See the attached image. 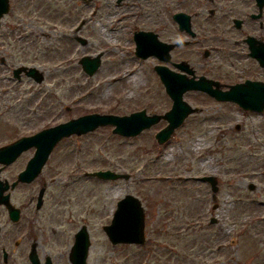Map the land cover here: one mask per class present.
Instances as JSON below:
<instances>
[{
  "label": "rangeland",
  "instance_id": "1",
  "mask_svg": "<svg viewBox=\"0 0 264 264\" xmlns=\"http://www.w3.org/2000/svg\"><path fill=\"white\" fill-rule=\"evenodd\" d=\"M163 1L170 3L169 0H128L126 6L118 9L110 7L111 0H92V3L82 7V13L86 15L97 6V15L77 32L87 40L85 45L77 43L71 32L72 25L80 14L76 2L70 1V4L63 6L66 0H53L47 13H44L43 7L36 10L26 3H19L24 12L37 11L40 15L44 14L43 21L49 27H55L49 28L41 20L35 32L49 31L53 35L37 36L38 42H45L44 45H32L29 51L19 53L24 54L26 61L36 59L35 64L45 66L48 71L49 81L40 86L38 91L48 101L43 100L40 106L50 109L48 112L52 114V124L90 111L122 114L147 106L146 114H150L163 113L170 107L171 100L164 93L151 68L157 60L136 59L130 38L134 29L150 27L159 33L162 40L186 39L173 25L170 13L163 12ZM176 1L172 6L174 10L181 8L191 11L194 8L198 11L194 22L201 25L204 23L203 12L206 6L202 0ZM127 9L128 12L124 13ZM138 15L142 16V20L137 21ZM196 26L200 27L197 40L190 46L175 49L173 59L189 61L196 67L197 74L205 76H208L205 71L215 76L225 70L231 71V78L226 79V82L243 75L237 70L246 69V60L230 63L231 60L228 59L225 62L222 51L215 50L211 51L207 59L201 57V49L208 47L207 34L203 26ZM57 31L59 33L55 34ZM209 45L217 44L211 41ZM97 53H101L100 66L92 76L86 75L78 60L82 55L94 56ZM130 70L132 74L128 75ZM1 98L7 97L2 95ZM184 98L193 106L199 107L200 112L190 115L183 127L176 130L174 137L162 146L155 144L154 135L155 131L165 125L164 120L133 138L112 134V127L103 126L80 139L69 137L59 143L56 157L52 156L51 164L45 168L43 177L47 179V184L51 182L48 184L49 199L55 202L59 200L62 207L70 206L67 204L70 203L68 197L62 193L66 191L72 197L73 188L79 183L74 182L76 184L67 189L62 187L65 176L75 171L76 161L82 167H111L118 172H129L131 176L127 180L111 181V188L107 187L106 182L99 186L98 198L105 208L101 214H94L92 221L87 222L92 242L88 264L159 263L158 260L163 258L160 256L163 253L161 247L164 241L175 242L173 235L176 236L177 243L179 239L185 240V237L191 242L187 245L180 244L184 252L181 249L178 259L172 261L165 258L160 264H204V257L212 255L208 252L209 246L221 243L224 236L226 239L233 235L234 229L239 231L241 224H247L249 219L264 216V113L243 111L232 103L231 106L219 104L198 92L186 93ZM12 113L20 112L13 109ZM236 125L237 130L234 128ZM0 126V145L27 132L19 126L16 128L2 117ZM81 143L82 150L76 153L75 145ZM8 172L11 173L8 170L5 174ZM209 174L218 181L219 189L215 200L211 199L208 184L192 178ZM82 180L80 181L85 185L81 183L78 186L79 192L91 189L93 185ZM250 183L254 186L252 190L248 189ZM126 193L137 196L144 207L150 240L141 247L110 245L101 230L103 224L109 223L106 218L110 208L112 214L116 201ZM167 214L170 215L165 216ZM172 214L178 215L176 227L169 225L175 219ZM210 216H215L218 222L214 227L207 228L203 224ZM47 218H54L56 233L48 228L38 232L35 237L32 236L40 244L38 254L44 256L49 253L55 264H66L65 253L59 254L58 251L65 248L62 239L65 233L71 235L70 225L64 224L59 217ZM198 219L201 220L202 228L196 229L195 226L188 229L192 221L196 220L194 223L197 225ZM0 221L4 222V216H0ZM29 228L31 232L34 231L32 226ZM249 230L253 231L249 236L253 239L251 245L256 243L264 248V221L258 222ZM164 231L170 233L166 235ZM247 235L249 234L246 233L245 236ZM183 255H186L184 260ZM208 261L209 259L205 264Z\"/></svg>",
  "mask_w": 264,
  "mask_h": 264
},
{
  "label": "flooded vegetation",
  "instance_id": "2",
  "mask_svg": "<svg viewBox=\"0 0 264 264\" xmlns=\"http://www.w3.org/2000/svg\"><path fill=\"white\" fill-rule=\"evenodd\" d=\"M70 1L76 2L77 7L80 8L78 19L84 18L82 7L92 3V0L88 2L85 0H66L63 6L70 4ZM127 1L111 0L110 7L119 9L121 6H126ZM169 1V4L165 3L167 1L161 3L164 13L167 12L165 10H170L175 5L174 3L177 2L176 0ZM1 2L0 7L2 6ZM7 2V11L0 16V117L4 120L6 118V121H9L16 128L19 126L27 131L12 138L11 141H15L21 136L28 138L34 132L52 124V114L48 112L50 109H44L40 106L43 100L45 102L48 101L38 91L40 86L46 85L47 81H49L48 71L45 70V66L36 65L32 62L33 60L26 61L24 54H19L21 51L23 53L29 51V47L32 45L44 44L38 42L37 36L48 37L50 34L45 31H40V33L35 32L34 15L32 13L21 12L19 3H26V1L7 0ZM30 2L32 0H28L27 4ZM202 2L206 6L204 7V13L206 14L204 16V23L202 25L196 24L194 19L197 15L192 16V35H189L192 39L182 46H189L194 43L197 40L200 28L196 25L203 26L205 28L204 32L207 34V46L211 41L217 44L210 48L203 47L204 49L207 48L206 54H211L212 50L222 51L225 62L228 59L231 60L230 63L236 62V60L247 61L246 69L237 70V72L243 73V75H239L229 82H226V79L231 78V71L225 70L222 74L218 73L216 76L205 71L208 74L207 77L218 80L222 89H225L226 85L245 79L264 81V0H202ZM97 10L98 8L95 6L88 11L89 17L86 18L85 24L96 17ZM128 10L123 12H128ZM171 10H173V7ZM139 19H141L140 15ZM149 30L151 29L149 28ZM152 31L156 33L158 38H161L158 32ZM166 42L177 43L179 39L175 41L167 40ZM20 47L21 49H19ZM178 47L171 48L169 61H158V63H164L172 68L177 63V60L173 59L172 54ZM201 53L202 50L200 51V55ZM29 66L31 68H38V71L34 75L26 74V67ZM18 68L20 70H17ZM192 69L195 75H202L196 73V67L193 66ZM35 74L39 82L35 81ZM2 95L6 96L7 100L1 98ZM13 109H18L20 113H12ZM29 115H32V117H28ZM65 139L67 138L61 139L49 155L46 156L37 174L34 172L35 166L31 169L27 168L31 160L36 165L39 163L38 158L34 159L37 150L35 144L27 145L29 142L21 143L17 149L18 154L8 164H5V160L9 159L8 155L0 153V187L2 185L7 186V189L1 191L0 194V216H4V222L0 221V264H10V262L11 264H55L56 262L53 260L51 254L48 253L44 256L38 254L40 244L36 238L32 237H35L41 230L45 231L48 228H51L52 233H56V226L53 225L55 224L54 218L51 220V218H47L48 216L59 217L63 219L64 224L70 225L69 232L71 235L65 233L62 239L65 252L63 251L64 249L58 252L59 254L65 253L66 264H81L83 247L80 243L84 236L86 237L87 235L89 239L91 237L90 225L87 222L92 221L93 215L101 214L105 208L98 198L100 193L99 186L106 182L109 185L107 187L111 188V178L101 179L94 177L92 173L103 168L111 170V167H82L81 164L76 162L75 171L71 175L67 174L62 184V187L67 189L79 182L73 188L74 194L72 197L66 191L62 193L65 197H68L70 203L67 202V204L70 206L67 208L62 207L59 200H56V202L55 200H50L47 194L49 190L48 184H51V182L47 184V179H44L43 174L46 170L45 168L51 164L52 156L56 157V149L59 143ZM40 142V147H42L44 145L43 141ZM82 145H80L79 150H76V153L82 150ZM72 151L74 152L73 149ZM15 165L19 167H13ZM8 170L11 173L5 174ZM78 176H80V180H85L88 185H93L91 189H83L79 192L80 188L78 186L84 183L77 179ZM174 217L176 218V216ZM110 218L111 208L106 219L111 221ZM169 225L171 227L175 225L174 227H176L178 223L174 224L172 221ZM31 226L34 229L32 232L29 228ZM171 232L173 233L174 231L171 230ZM176 232L178 233V229ZM31 233L33 235H29ZM163 233L167 235L170 231H164ZM76 240L78 242L74 247ZM225 244L226 239L224 236L222 245L208 247V252L212 253L210 257L206 256L209 259V264H264V252L259 253L256 251V244L246 246L245 241L242 239L238 240L235 245ZM91 245L92 242L90 241L86 252V264H88L87 259L90 255L89 249ZM232 256H234V259H232ZM154 264H160V262Z\"/></svg>",
  "mask_w": 264,
  "mask_h": 264
},
{
  "label": "water",
  "instance_id": "3",
  "mask_svg": "<svg viewBox=\"0 0 264 264\" xmlns=\"http://www.w3.org/2000/svg\"><path fill=\"white\" fill-rule=\"evenodd\" d=\"M176 17V16H175ZM148 40H142L137 42V53L140 51H144V54L148 53H156L160 51V48H154L152 46L148 47ZM146 46V47H145ZM82 63L84 68H86L87 72H92L98 64V58L93 60H89L87 58L82 59ZM183 64H179L181 69H186L187 67H183ZM158 73L166 84V90L173 99V104L171 109L167 111L163 117L168 120L169 124L162 129L159 133H157L156 137L159 142H163L166 140L174 127L179 125L183 119L191 112L194 111L182 98L183 92L186 90L195 88L207 91L211 95H214L218 99H229L234 100L245 108L254 109V110H262L264 107V84L263 83H253V82H245L244 84H237L227 90V92H220L218 89H212L210 86L215 84L210 80H205L204 78H199L197 81H193L192 79L188 80L183 74H174L173 72L168 71L165 68L156 67ZM188 71V70H187ZM190 71V70H189ZM191 72V71H190ZM216 85V84H215ZM159 116H145L143 112L140 113H132L129 117H115V116H97V115H88L85 117H81L77 120L70 121L65 124H60L59 126H54L52 128H48L46 131H43L37 134L35 137H28L22 139L18 146L23 142H30L29 144H35L38 148L36 156L34 159L38 158L39 163L36 165L33 163V160L28 166V169H31L35 166V173L42 165L45 157L55 144V142L62 137L63 135H69L71 133H81L88 129L94 128L98 124H103L107 122H111L115 124L114 132L121 134H136L143 127H147L151 125ZM133 121H142L139 124L133 123ZM132 122V123H131ZM43 141V146H41V142ZM17 144H11L9 146L3 147L0 149L5 153H9L11 149L10 159L7 162L11 161L14 156V151L16 152V148L18 149ZM7 150H9L7 152ZM18 152V151H17ZM101 175H107V173H99ZM98 174V175H99ZM111 173V177H113ZM210 182L212 183V188L214 187V179L210 178ZM5 188V187H4ZM0 187L1 191L4 189ZM1 202V196H0ZM115 216L110 226L105 227V231L108 236L111 238L110 240L113 243L116 242H143V209L140 205V202L137 198L127 195L124 199L118 202V206L116 207ZM86 238L82 240L80 245L83 247V255L81 264H85L84 258L86 253V248L88 246V241Z\"/></svg>",
  "mask_w": 264,
  "mask_h": 264
}]
</instances>
